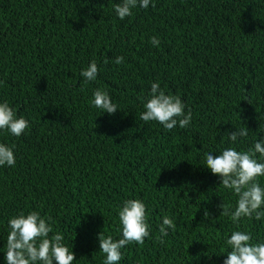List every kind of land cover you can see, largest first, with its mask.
<instances>
[{"label":"trees","instance_id":"1","mask_svg":"<svg viewBox=\"0 0 264 264\" xmlns=\"http://www.w3.org/2000/svg\"><path fill=\"white\" fill-rule=\"evenodd\" d=\"M119 2L0 0V102L29 121L19 137L0 130L16 157L0 167V264L8 220L30 211L52 217L72 264H103L98 233L120 238L118 209L133 198L146 205L150 237L121 249L119 264H223L231 250L237 225L218 205L238 197L204 163L264 136V0H151L124 20ZM153 82L191 110L187 128L140 119ZM97 88L114 114L91 105ZM245 126L247 138L231 142ZM165 215L176 227L160 244ZM239 230L264 242V220L242 218Z\"/></svg>","mask_w":264,"mask_h":264},{"label":"clouds","instance_id":"2","mask_svg":"<svg viewBox=\"0 0 264 264\" xmlns=\"http://www.w3.org/2000/svg\"><path fill=\"white\" fill-rule=\"evenodd\" d=\"M151 0H120L114 5L116 15L120 20L132 16L136 7L148 8ZM155 6L154 4L152 5ZM153 46H159V38L152 37ZM124 62L123 56H117L114 63ZM107 63V60H105ZM99 68L95 60L83 69L80 75L84 81H95ZM91 105L99 108L101 113L114 114L118 107L111 100L109 93L97 88L93 92ZM144 111L140 119L149 122L156 121L167 131L179 126L187 128L192 114L189 109L185 113V103L180 96L166 94L158 82L151 84L148 99L144 102ZM29 128V121L23 116H17L8 101L0 102V130H7L13 136H21ZM248 128L241 127L228 133L231 142L238 138H247ZM15 145L0 143V167L15 166ZM264 158V136L254 143L252 148L239 151L235 147L223 149L219 154H206L204 165L211 173L220 177L225 189L231 190L237 197L236 205L221 203L220 215L230 217L237 230L225 239L230 246L226 252L223 264H264V242H253L251 232L239 230L242 218L248 220H264V187L259 177H264V160L258 161L256 154ZM208 216L207 211L204 214ZM147 208L141 199H126L118 209L119 229L121 236L114 239L111 235L98 233L99 250L105 254L103 264H119L122 259L121 249L133 243L144 245L145 238L150 237V225L147 222ZM51 216L43 217L38 211H30L26 215L21 212L8 220L10 231L7 234L6 264H72L76 259L75 253L64 243V236L54 231ZM173 219L165 215L159 226L160 236L157 242L164 243V237L169 229H175ZM72 249V246H71Z\"/></svg>","mask_w":264,"mask_h":264}]
</instances>
